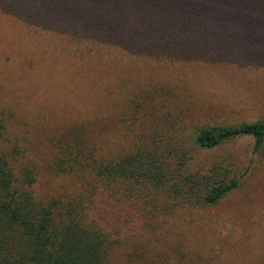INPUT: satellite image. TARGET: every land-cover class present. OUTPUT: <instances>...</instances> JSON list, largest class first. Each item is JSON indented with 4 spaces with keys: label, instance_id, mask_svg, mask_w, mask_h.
<instances>
[{
    "label": "trees",
    "instance_id": "obj_1",
    "mask_svg": "<svg viewBox=\"0 0 264 264\" xmlns=\"http://www.w3.org/2000/svg\"><path fill=\"white\" fill-rule=\"evenodd\" d=\"M3 20L15 37L30 39L21 44L39 62L81 88L74 97L82 107L99 101L96 119L68 127L53 165L41 173L70 182L50 194L36 188L34 163L12 166L0 115V264H132V256L139 258L133 264H151L149 258L192 264L185 245L162 251L159 262L161 249L135 253L142 244H130L128 235L144 223L157 236V218L172 226L175 213L215 207L249 173L250 165L233 175L231 158L208 164L200 155L242 137L253 138L252 154L258 153L264 120L207 123L215 109L193 105L200 92L191 85L223 77L218 38H236L239 29L264 22V0H0ZM167 80L179 81L175 92ZM104 118L131 140L122 152L102 146L109 130Z\"/></svg>",
    "mask_w": 264,
    "mask_h": 264
},
{
    "label": "rangeland",
    "instance_id": "obj_2",
    "mask_svg": "<svg viewBox=\"0 0 264 264\" xmlns=\"http://www.w3.org/2000/svg\"><path fill=\"white\" fill-rule=\"evenodd\" d=\"M239 31L241 36L236 38L226 35L218 38L216 62L218 73L223 77L213 80L212 84L191 85L200 92L191 99L195 100L193 105L215 109L207 116V123L235 125L264 120V22H255L252 27ZM12 32L10 22L3 20L0 23V115L7 124L3 147L10 154L13 167L25 162L37 166L36 188L40 192L56 193L70 182L62 176L48 178L41 173L53 165L52 154L65 138L68 127L96 119L94 104L99 99L82 107V101L74 97L80 94L81 88L63 76L58 67L43 62L46 60L39 62L37 53L21 44L30 39L15 37ZM67 74L73 77L72 72L67 71ZM166 83L171 84L175 92L179 81L167 80ZM154 98L157 100L156 95ZM186 107L191 108L189 102ZM156 114L161 121H169L164 112ZM102 120H106L109 129L102 144L104 148L122 152L132 144L127 137L118 136L116 122L114 128L106 118ZM140 120L137 134L142 135L145 127L143 118ZM253 147V138L242 137L202 153L201 160L208 164L231 158L230 169L235 176L242 174L248 165L249 173L241 180L239 188L215 207L186 216L175 213L170 216L174 217L172 226L171 219L157 218L153 221L157 236H153L144 223L137 230L132 225L129 243L142 244L135 246V253L158 247L161 250L157 261L163 262L162 251L181 249L185 245L192 252V264H264V143L258 153L252 154ZM149 259L151 264H157L155 258ZM130 260L139 262L135 256Z\"/></svg>",
    "mask_w": 264,
    "mask_h": 264
}]
</instances>
